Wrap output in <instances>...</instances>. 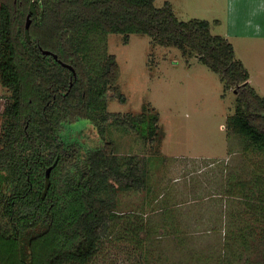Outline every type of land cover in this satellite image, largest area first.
<instances>
[{
	"label": "trees",
	"instance_id": "1",
	"mask_svg": "<svg viewBox=\"0 0 264 264\" xmlns=\"http://www.w3.org/2000/svg\"><path fill=\"white\" fill-rule=\"evenodd\" d=\"M154 1L0 0V86L9 93L0 131V264H87L117 218L118 194L148 192L145 167L134 158L121 163L111 140L95 139L84 147L61 139L66 125L81 120L92 122L102 137L110 125L137 132L145 141L161 143L163 137L156 115L146 109L124 118L127 126L106 112L108 95L124 101L118 66L112 55L96 70L87 64L85 41L79 40L84 28L121 35L125 44L136 33L195 55L220 77L225 90L236 94L228 128L264 152V98L250 87L233 46L211 35L209 22L179 21L170 4L158 8ZM257 205L264 213V199ZM260 219L264 214L252 223ZM142 225L125 228L140 251L154 233L146 228L148 222ZM176 237L177 244L187 240ZM211 256L196 258L194 264Z\"/></svg>",
	"mask_w": 264,
	"mask_h": 264
},
{
	"label": "rangeland",
	"instance_id": "2",
	"mask_svg": "<svg viewBox=\"0 0 264 264\" xmlns=\"http://www.w3.org/2000/svg\"><path fill=\"white\" fill-rule=\"evenodd\" d=\"M230 1L155 0L154 4L158 8L170 4L179 21H207L210 34L223 37ZM82 39L92 69L109 55L118 66L117 87L124 101L108 95L106 112L127 126L124 118L146 109V114L156 115L163 131L161 143L145 141L117 125H110L102 137L87 120L62 131L66 144L87 147L95 139L111 140L121 163L134 158L149 174L148 192L118 194L117 218L109 223L97 254L87 264H194V259L211 253L204 264H264V220L252 223L264 214L257 205L264 199V152L228 128L235 92L225 90L220 77L195 55L161 46L149 37L134 33L125 44L121 35L84 28L79 33ZM228 41L249 73L250 87L264 98V29L259 38L237 36ZM8 95L0 86V131ZM146 222L154 233L141 252L125 228ZM177 235L187 240L177 244Z\"/></svg>",
	"mask_w": 264,
	"mask_h": 264
},
{
	"label": "crops",
	"instance_id": "3",
	"mask_svg": "<svg viewBox=\"0 0 264 264\" xmlns=\"http://www.w3.org/2000/svg\"><path fill=\"white\" fill-rule=\"evenodd\" d=\"M227 40L231 37L259 38L264 29V0H231L227 23Z\"/></svg>",
	"mask_w": 264,
	"mask_h": 264
},
{
	"label": "water",
	"instance_id": "4",
	"mask_svg": "<svg viewBox=\"0 0 264 264\" xmlns=\"http://www.w3.org/2000/svg\"><path fill=\"white\" fill-rule=\"evenodd\" d=\"M31 14H34V9L33 7L30 8V11H29V14L27 16V26L29 25V17ZM42 54L43 55H52L53 58H57L56 55H53L52 53H50L49 51H42ZM60 62V61H59ZM62 66H64L65 68H68L69 70L73 71L72 67H70L69 65H66V64H62ZM51 168L52 167H49L47 170H46V177L48 178L49 174H50V171H51Z\"/></svg>",
	"mask_w": 264,
	"mask_h": 264
}]
</instances>
